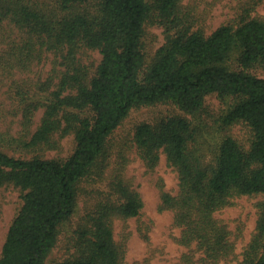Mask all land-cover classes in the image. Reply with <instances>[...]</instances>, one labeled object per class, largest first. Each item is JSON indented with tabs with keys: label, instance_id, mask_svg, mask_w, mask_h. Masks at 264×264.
I'll list each match as a JSON object with an SVG mask.
<instances>
[{
	"label": "trees",
	"instance_id": "obj_1",
	"mask_svg": "<svg viewBox=\"0 0 264 264\" xmlns=\"http://www.w3.org/2000/svg\"><path fill=\"white\" fill-rule=\"evenodd\" d=\"M50 1L55 7L45 9L35 0H0V23L9 20L28 35L26 44L4 52L0 63L14 68L36 51L39 59L45 50L60 54L64 67L41 125L30 131L37 104H19L22 128L17 136L0 131V147L30 151L49 143L54 132L72 129L77 146L66 160L0 150V189L13 184L23 191L24 201L0 264H45L86 183L105 187L94 190L97 202L77 230L75 252L58 264H122L113 219L139 216L144 201L126 178L124 150L106 176L112 166L109 139L133 107L158 102H171L198 120L174 115L136 127L135 147L148 170L165 153L178 173L179 192L163 190L161 206L174 212V223L182 229L179 243L203 253L201 263L230 257L235 244L215 213L233 197L264 193V78L246 71L264 66V20L244 18L207 35L194 28L196 18L185 10L184 0ZM149 25L162 26L166 33L151 58L144 40ZM83 49L102 55L92 79L79 57ZM47 83L51 87L52 79ZM209 95L224 104L212 115V125L203 116ZM240 124L251 132L249 147L231 134ZM256 229L241 264H264V203ZM183 264H196L195 255L185 254Z\"/></svg>",
	"mask_w": 264,
	"mask_h": 264
},
{
	"label": "rangeland",
	"instance_id": "obj_2",
	"mask_svg": "<svg viewBox=\"0 0 264 264\" xmlns=\"http://www.w3.org/2000/svg\"><path fill=\"white\" fill-rule=\"evenodd\" d=\"M45 9L55 7L50 0H35ZM185 10L191 12L196 18L194 28H202L207 35L225 24H238L244 18H258L264 20V0H184ZM37 40V37H32ZM28 40L25 31L19 29L14 23L5 20L0 23V57L4 52L15 46H22ZM144 40L151 56L165 43L166 33L162 26L149 25L146 28ZM35 48H39L35 44ZM29 50H25L27 58ZM37 56L38 51L34 53ZM22 55V56H23ZM30 56V60L16 65L14 68L4 67L0 63V131H9L13 135L21 130L22 113L19 107L25 104H37L38 109L33 115V124L30 131L34 132L40 125L45 113V104L50 103L57 90L63 65L61 55L43 50L39 59ZM79 57L89 69V79L95 76L102 60L99 50L83 49ZM13 58L20 56L13 54ZM258 77L264 78V66H256L246 70ZM52 79L51 87L47 81ZM206 111L203 112L208 125L214 123L215 115L224 107L223 102L216 95H209L205 102ZM210 113L208 115V113ZM86 116L87 113H82ZM183 115L195 124L198 120L188 113H184L178 106L171 102H158L151 105L133 107L121 125L114 131L109 139V148L112 166L108 168L106 176L109 177L112 167L120 160L119 152L124 150L127 156L126 178L139 190L144 201V207L139 216L134 218L115 217L113 219L114 238L123 251L122 264H183L185 254L193 253L196 264L201 263V251L186 247L178 239L182 229L174 223V212L162 208L163 190L172 194L179 192V179L177 171L168 164L165 153L161 154L159 164L154 170H148L137 153L134 143L136 127L144 122L155 123L161 118ZM65 126L64 123H62ZM216 131H210V136H216ZM231 134L240 144L249 147V129L243 125H236L231 129ZM207 135V139L211 138ZM215 145V144H214ZM213 145V146H214ZM77 146L75 130L62 134L58 130L51 136L47 144L30 151H13L12 147L1 148L11 155L27 158L39 155L48 159H68ZM17 152V153H16ZM207 160H210L208 156ZM86 186V187H85ZM83 186L84 190L78 198V203L73 216L61 224L58 232L56 246L48 254L45 264H58L75 252L77 230L86 223V214L92 213L97 202L96 188L105 187L104 184H89ZM23 191L8 184L0 189V258L3 245L11 224L20 212L24 201ZM264 203V193L243 195L231 198V203L218 210L215 217L227 225L231 233V240L235 244L234 253L220 260L216 264H241L244 252L256 234L257 218L260 205Z\"/></svg>",
	"mask_w": 264,
	"mask_h": 264
}]
</instances>
